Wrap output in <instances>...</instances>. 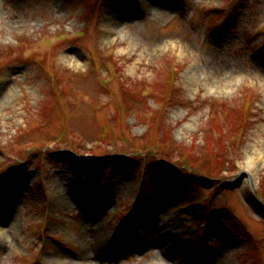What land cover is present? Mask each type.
<instances>
[{
    "label": "rangeland",
    "instance_id": "obj_1",
    "mask_svg": "<svg viewBox=\"0 0 264 264\" xmlns=\"http://www.w3.org/2000/svg\"><path fill=\"white\" fill-rule=\"evenodd\" d=\"M6 171L0 264H264V0H0Z\"/></svg>",
    "mask_w": 264,
    "mask_h": 264
},
{
    "label": "bare ground",
    "instance_id": "obj_2",
    "mask_svg": "<svg viewBox=\"0 0 264 264\" xmlns=\"http://www.w3.org/2000/svg\"><path fill=\"white\" fill-rule=\"evenodd\" d=\"M144 7L146 10H150V7L154 8L152 5H150L149 7V5L147 4H145ZM223 70L224 68L220 64H216L211 67V70L209 72L212 75L214 74V77L220 79L224 75ZM97 211L99 210L93 209L91 211V214L93 215L97 214ZM141 214L145 219L142 220L143 223L141 225V231L140 232L134 231L136 235L135 236L131 235V237L133 238V243H134L133 246L135 247V250L137 252H146L149 249L156 251L153 257H155L160 262V264L190 263L188 256L185 254L186 249L181 247L179 242L174 237H172V234L170 235V233L166 232V234L163 237H160L158 233H155L156 230H158L157 228L159 224V220L157 219L159 218L158 213H156L155 210L154 211L149 210L147 212L142 210L139 215ZM97 217L98 215L95 216L94 218L93 216L90 215L89 220L90 221L94 220ZM10 224H11L10 227H14L15 222L13 221ZM129 231L130 233H132V230ZM154 233L155 236H153ZM151 237H154L152 241H151ZM101 255H99V253L96 251L94 244H91L90 246L86 245L85 249L81 253L82 256L81 259L83 260L81 261L83 262L81 264H104L103 260H105L106 257L104 258L103 256H108V255H106V253ZM115 261H119V260L117 259Z\"/></svg>",
    "mask_w": 264,
    "mask_h": 264
},
{
    "label": "trees",
    "instance_id": "obj_3",
    "mask_svg": "<svg viewBox=\"0 0 264 264\" xmlns=\"http://www.w3.org/2000/svg\"><path fill=\"white\" fill-rule=\"evenodd\" d=\"M9 177H10L9 175H7V177H5V176L1 177L0 178L1 183L4 182L5 180H7Z\"/></svg>",
    "mask_w": 264,
    "mask_h": 264
}]
</instances>
